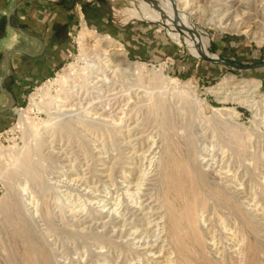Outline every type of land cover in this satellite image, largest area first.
Wrapping results in <instances>:
<instances>
[{
  "label": "rangeland",
  "instance_id": "rangeland-1",
  "mask_svg": "<svg viewBox=\"0 0 264 264\" xmlns=\"http://www.w3.org/2000/svg\"><path fill=\"white\" fill-rule=\"evenodd\" d=\"M245 1L254 13L225 30L193 11L217 60L194 55L183 35L175 37L163 23L165 13L143 0L71 1L66 54L41 67L47 73L39 78L19 79L13 111L0 126V199L14 206H0V264H176L161 222L181 207L169 175L186 164L223 172L239 209L214 205L199 192L204 212L200 224L196 215L183 223L180 261L214 264L225 256L226 264H264V108L254 116L212 92L232 75L258 84L254 97L264 98V0ZM82 25L90 42L120 43L141 72L117 77L109 67L97 83L102 90L83 85L95 70L80 44ZM107 99L114 104L108 121L96 116V101ZM19 112L26 115L23 125ZM26 151L30 159L22 164Z\"/></svg>",
  "mask_w": 264,
  "mask_h": 264
},
{
  "label": "bare ground",
  "instance_id": "bare-ground-1",
  "mask_svg": "<svg viewBox=\"0 0 264 264\" xmlns=\"http://www.w3.org/2000/svg\"><path fill=\"white\" fill-rule=\"evenodd\" d=\"M143 1L147 2L149 4L148 6L153 5L155 7V10L158 9L162 11L163 13H165L166 18L162 20L163 23L168 26V28L171 30V33L175 37L178 38L183 35L186 44L189 46L190 51L194 55L201 56V57L207 56L212 59L217 58V56L214 53H211L208 51L207 49L208 39L206 40L204 37H202L199 34L198 28L195 26V23H193L192 21L193 13L198 10V12H200L199 20L202 19L203 23L213 24L214 26H216L217 28L221 30H225L233 26L235 20L237 19L239 20L240 18L243 19L242 17L247 18L254 13L253 11L252 12L250 11L251 8L249 7V3L246 2L245 0H204L202 1L203 2L202 4L199 3L200 0L199 1L197 0H143ZM158 16L160 15L158 14ZM158 16L156 15V17ZM237 22H238L237 24H234L235 26L239 24L241 25V22H243V20L240 22L239 21ZM87 34H88V29L84 25H82L81 35H80V44L82 46L83 52L86 55V58L89 57V60H91V63H92L91 65H87V66L91 67L90 70L92 71L95 70L93 71V73L95 74L94 76H92L93 79L90 80V82L87 83V80H86L85 83L84 82L82 83L83 85L87 86L88 88L89 87L95 88L97 92L102 90L101 84L97 85V83L99 81H101L102 83L105 82V80L107 79L106 77H108L107 76L108 74L106 73L109 71V67H114V70L113 69L111 70H113L112 72L117 77L133 75L136 72H141L140 65L136 62H131L126 57V52L123 50V47L121 46L120 43H117V42L109 43L103 40V37H95L92 40V42H90L86 36ZM102 55H104V57H102ZM93 67L95 68L92 69ZM150 72L152 73V75L156 76L155 78H157L158 76H163V74L159 71L157 72L155 70H152ZM65 76L66 75H61L60 81H63V78ZM111 78L112 76L109 77L108 79H111ZM110 82H112V80ZM257 88H258V84L254 85L247 80H243L239 82L234 76L230 75L226 80L222 81L218 86H215L212 89V92L217 96L220 102L224 103L228 101H233V102L239 103L242 106L248 107L249 109L253 110L254 116H256L260 114L259 109L261 107L264 108V98L261 101H259V100H256L254 97V92L255 90H257ZM77 90L78 89L72 90L70 92H66V91L63 92L64 97L60 98L59 100L70 99L71 97H73V95L75 96ZM109 90H111V88L106 89V91H109ZM47 93H49V90L47 91ZM189 95L191 96V98L196 100L193 90L189 93ZM95 98L100 99L99 96H96ZM101 101L102 100L96 101V104L101 106L97 108V109H101V112H99L96 116L98 117V119H100L101 116H105L101 120L108 121L111 119L110 115H108L109 110L113 108L114 104L110 102V99H107L104 105H102ZM106 107L107 109H103ZM58 110L63 111V110H67V108L58 109ZM223 115H225V118H230L229 112ZM25 116L26 115L24 112H19L18 124L23 125L25 121L24 120ZM119 117H117L116 119H118ZM230 131L232 132L233 136L237 138V140L242 139L241 137L237 135L236 129H231ZM29 153L30 151H26L23 154L22 164L23 163L26 164V162H29V159H30ZM254 159L256 160V158ZM26 169L27 168H25V170ZM204 170L205 169L199 170L196 167L190 166V164L188 165L186 164V166L184 165V167L182 168L181 172L179 173L170 172L171 174L169 175V184L171 188L174 190L175 196L179 198L181 202V207L178 211L171 210L170 214L166 213L165 219L161 223L165 226V230H166L164 233L165 234L164 238L166 237V239L169 241L168 244L178 254L177 257L174 256L171 259V261H174L176 264L184 263L180 261L179 259L180 257L179 255L184 254V251H185L184 244H183V238L180 234L183 223L185 221L188 223L191 222V220L194 219V216L196 215L197 223L200 224L199 223L200 222L199 217L201 216L200 213L204 212L203 211L204 208L200 207L203 203L202 202L203 200H199L200 199V197L198 196L199 192H202V191L205 192L206 194L204 196H207L208 199L212 200V204L214 205L222 204V205H225L226 207L227 206L230 207L231 209H234V207H237V208L239 207V201H238V196H236V192L235 193L228 192V186L224 185V183L226 182V179L224 178L225 175L222 176L223 172L222 173L219 172L218 174L213 175V174L203 172ZM143 175H144V171L142 172L141 176ZM210 178H212V181L210 180ZM201 194H204V193H201ZM0 206L3 209H9V210H11V208L14 207L12 203H10L8 200H2V198L0 199ZM148 210H152V211H149V213L150 212L153 213L152 216L158 214L157 212H154L155 209L153 210V207L151 206L148 207ZM160 218L161 217L159 215L157 218H154L155 220L158 219L156 222L154 221V225L158 226L160 224L159 223L161 221V220L159 221ZM123 222H125V220ZM111 223L114 224V221H111ZM19 231L23 233L24 235H26L27 233L26 230L24 229L23 230L20 229ZM203 234H205V232ZM172 253H174V251ZM41 255L43 256V258H46L45 252L41 251ZM167 259L168 257L165 260ZM227 262H229L230 264H233L232 260L230 261L227 260ZM214 264H226L225 256L222 259H215Z\"/></svg>",
  "mask_w": 264,
  "mask_h": 264
},
{
  "label": "crops",
  "instance_id": "crops-1",
  "mask_svg": "<svg viewBox=\"0 0 264 264\" xmlns=\"http://www.w3.org/2000/svg\"><path fill=\"white\" fill-rule=\"evenodd\" d=\"M71 1L0 0V107L17 100L20 78H39L47 73L41 67L51 68L66 54ZM76 10L81 22L78 7ZM12 111L11 106L0 110V126Z\"/></svg>",
  "mask_w": 264,
  "mask_h": 264
},
{
  "label": "water",
  "instance_id": "water-1",
  "mask_svg": "<svg viewBox=\"0 0 264 264\" xmlns=\"http://www.w3.org/2000/svg\"><path fill=\"white\" fill-rule=\"evenodd\" d=\"M203 58H206V59H212V58H209V57H207V56H203ZM213 60H217V59H213ZM10 106H11V104H9V105L6 106V107H0V110H3V109L8 108V107H10Z\"/></svg>",
  "mask_w": 264,
  "mask_h": 264
}]
</instances>
